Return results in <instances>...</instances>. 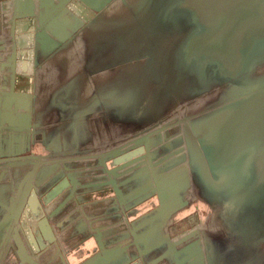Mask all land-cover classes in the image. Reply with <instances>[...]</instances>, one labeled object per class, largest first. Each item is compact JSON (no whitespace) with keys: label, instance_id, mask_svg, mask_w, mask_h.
Listing matches in <instances>:
<instances>
[{"label":"water","instance_id":"obj_1","mask_svg":"<svg viewBox=\"0 0 264 264\" xmlns=\"http://www.w3.org/2000/svg\"><path fill=\"white\" fill-rule=\"evenodd\" d=\"M195 203L208 218L173 236ZM100 215L133 227L87 229ZM54 238L96 249L77 264H264V0H0V264H66Z\"/></svg>","mask_w":264,"mask_h":264},{"label":"rangeland","instance_id":"obj_2","mask_svg":"<svg viewBox=\"0 0 264 264\" xmlns=\"http://www.w3.org/2000/svg\"><path fill=\"white\" fill-rule=\"evenodd\" d=\"M70 7L73 9V12H75L76 14H79V16H81L84 20H88L94 15L93 12L88 11L78 2L72 3L71 6H69V8ZM26 21L29 22L30 20H22L20 24ZM32 34H33V24L29 25V28L26 34H24L21 29H18L15 32L16 45L18 47V62L23 66V70H22L23 72H25L26 65L32 62V48H33V35ZM22 44L24 48L21 46ZM21 74L24 75V73L19 71L18 75H21ZM28 153L29 154H40L39 149L29 151ZM114 165H116V162H114ZM84 171L86 172L88 179H90L93 182H100L104 180L99 176H94L93 174H90L89 164L84 167ZM63 186L65 187L64 184ZM104 194H108V193L93 194L86 198H98L99 196H103ZM155 205H156V202L152 201V202H149L147 204L140 206L135 211L128 213V215L131 216L130 220L133 218H137L138 216L150 210ZM208 216H209V212L207 208L200 203H195L188 210L180 213L175 219V223L177 224L186 219H189V221H186V223L178 227V228L184 227L182 229L186 231L196 225L203 224L208 218ZM125 218H126L125 216H122L119 220H115L110 215H102V216L100 215L98 217H93L92 222L94 224L88 223L87 229H92L93 227H99L100 229H102L108 226H113L118 232L124 233L133 227V223H129ZM62 247L64 249V253L67 254L68 256V253H67L69 249L68 246L62 245ZM88 254L89 252H81L77 256V258H75L74 254H71L68 256V263L77 264L79 261H82L88 256H90Z\"/></svg>","mask_w":264,"mask_h":264},{"label":"flooded vegetation","instance_id":"obj_3","mask_svg":"<svg viewBox=\"0 0 264 264\" xmlns=\"http://www.w3.org/2000/svg\"><path fill=\"white\" fill-rule=\"evenodd\" d=\"M74 2L75 1L70 2V4L68 6H71V4L74 3ZM70 9H72V8L70 7ZM72 11H73V9H72ZM25 20H30V21L29 22L28 21L23 22L22 24H20L21 21H18L17 24H16V31L18 29H21L23 31V33L26 34L27 33V30L29 28V25L30 24H33V26H34V20L33 19H25ZM21 46L24 48L23 44ZM17 54H18V47H17ZM20 68H21V70H20ZM22 70L23 69H22L21 64L17 65V74H16V77H15V87H14V91L17 92V93L30 94L32 92V66L29 65L28 66V69L26 70V72H23ZM19 71H21L22 73H25V74L24 75L23 74L18 75V72ZM20 79H22V80H20ZM39 152L42 153V150H39ZM88 181H89V179H88ZM63 189H64V186L62 187L61 190H63ZM59 192L54 191V192L51 193L52 196L50 195L49 197H47L45 199H44V197L43 198L42 197L41 198L38 197V203L40 205V209H44L54 199V197H56V195ZM88 196H91V195L85 196L83 198L82 202H79V203H87V202H92V201L100 200V199L106 198L108 196H111V193L104 194L103 196H99L98 198H86ZM153 202H155V201H153ZM27 211H28V208L27 207L22 210V212L20 214V217H19V223H20V226L22 228V231L24 232L25 237L30 242L29 232H30V228L32 229V226H31L30 220L28 218H26V216H25V213ZM39 226L40 225L37 222V228H39ZM49 226L52 228V233L54 234V237L55 236H58L55 227L52 224H49ZM52 241H55V242L58 243V245L60 247V250H61V252H62V254L64 256V259L66 261V264H69L68 263V260H67V257H66V254L64 253V249L62 247V245H65V244H61V242L58 241L57 238H54ZM50 243L51 242L46 243L45 246H48ZM39 248H42V246L39 245ZM77 248H75V249H77ZM94 249L95 248H93L91 251H89V254L88 255L93 254L96 251V249H95V251H94ZM71 251L73 252L75 250H70V252Z\"/></svg>","mask_w":264,"mask_h":264},{"label":"trees","instance_id":"obj_4","mask_svg":"<svg viewBox=\"0 0 264 264\" xmlns=\"http://www.w3.org/2000/svg\"><path fill=\"white\" fill-rule=\"evenodd\" d=\"M186 221H189V219H186V220H184V221H182V222H180V223H175L174 224V226H173V230H172V234H173V236H176V235H178L180 232H182V231H184V229H182V228H178V227H180V226H182L184 223H186Z\"/></svg>","mask_w":264,"mask_h":264}]
</instances>
